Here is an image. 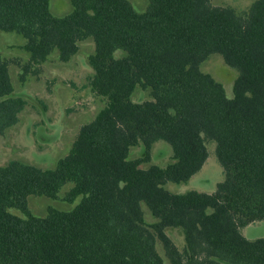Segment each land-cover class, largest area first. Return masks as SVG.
<instances>
[{"label":"trees","instance_id":"1","mask_svg":"<svg viewBox=\"0 0 264 264\" xmlns=\"http://www.w3.org/2000/svg\"><path fill=\"white\" fill-rule=\"evenodd\" d=\"M149 1L138 11L130 0H71L58 16L50 0H0V28L26 39L21 82L90 39L88 85L105 101L54 167L0 164V264H166L159 243L169 264H264V236L242 232L264 222V0L245 11ZM214 53L238 69L232 97L201 68ZM11 62L0 51V135L27 104ZM138 88L150 97L135 100ZM159 140L173 160L143 166ZM209 141L225 172L216 190L168 189L201 170ZM65 185L68 201L81 197L74 207L33 212V195L57 199Z\"/></svg>","mask_w":264,"mask_h":264},{"label":"rangeland","instance_id":"2","mask_svg":"<svg viewBox=\"0 0 264 264\" xmlns=\"http://www.w3.org/2000/svg\"><path fill=\"white\" fill-rule=\"evenodd\" d=\"M138 11H144L150 4L149 0H130ZM254 0H212L217 5H232L239 11H245ZM50 9L55 15H65L72 11L71 0H50ZM25 37L14 31L0 28V51L11 59V73L17 93L22 94L27 104L20 114L19 121L7 128L0 135V164L12 159H20L44 167H54L57 161L64 157L72 146L80 127L92 120L104 106L105 101L91 91L88 76L91 69L88 56L94 50L92 40L81 43L80 51L70 61L62 62L57 56H52L41 66L37 74H30L24 82L20 80V67L16 61L24 62L29 53L20 47L25 43ZM15 59V60H14ZM201 68L220 80L228 96L234 94V82L238 69L228 65L220 53L211 54ZM150 97L148 90L138 88L134 94L135 100ZM215 141L208 142L209 156L203 167L186 182L169 181L166 187L174 192H186L190 189L212 192L225 177L224 167L215 153ZM143 151L142 146L131 149L130 156L138 157ZM172 147L164 141L155 143L151 159L143 163L167 165L172 161ZM69 185L59 192L57 199L46 195H33L29 205L34 213L45 214L49 204L59 208L70 209L81 199L73 202L66 199ZM147 211V215H148ZM149 216V215H148ZM242 232L250 238L264 236V222H256L242 228ZM175 240L182 244L181 233L170 228ZM159 249L166 258L163 246Z\"/></svg>","mask_w":264,"mask_h":264},{"label":"crops","instance_id":"3","mask_svg":"<svg viewBox=\"0 0 264 264\" xmlns=\"http://www.w3.org/2000/svg\"><path fill=\"white\" fill-rule=\"evenodd\" d=\"M260 223V222H259ZM253 224V223H252ZM252 224H250V225H252ZM248 226V225H247ZM250 238V237H249ZM255 238H257V237H255Z\"/></svg>","mask_w":264,"mask_h":264}]
</instances>
